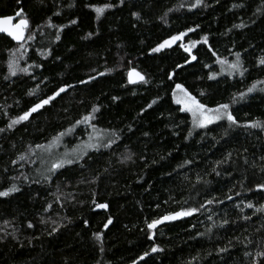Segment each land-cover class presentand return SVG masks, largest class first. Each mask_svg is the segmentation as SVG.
<instances>
[{"label": "trees", "instance_id": "1", "mask_svg": "<svg viewBox=\"0 0 264 264\" xmlns=\"http://www.w3.org/2000/svg\"><path fill=\"white\" fill-rule=\"evenodd\" d=\"M6 16L28 27L22 48L0 37V192L18 189L0 196V264H264V0H0ZM176 84L236 122L193 131ZM89 130L112 143L32 172L38 145Z\"/></svg>", "mask_w": 264, "mask_h": 264}, {"label": "snow or ice", "instance_id": "2", "mask_svg": "<svg viewBox=\"0 0 264 264\" xmlns=\"http://www.w3.org/2000/svg\"><path fill=\"white\" fill-rule=\"evenodd\" d=\"M121 2H123V0H121ZM197 3H200V0H197ZM108 7H111V5H104L103 7H96L95 12L97 13V16L99 17L103 13L104 9L108 8ZM193 7H195V5H193ZM133 15L135 16L138 14L133 13ZM16 16L22 17V11L16 12ZM12 19H13V17H11V16L4 17V18L0 19V32L7 33V35L10 36L12 39L20 41V40L24 39V30L28 27V20L26 18H21L18 23L13 25L11 23ZM72 23H75V21H72ZM192 30L193 29H189V31H192ZM183 35H184V33L180 34V36H183ZM59 38H60L59 35H57L56 39H59ZM179 38H180L179 36H173L171 39H172V41H176ZM28 39H33V37L30 35V36H28ZM205 42H207V38H205ZM168 43H169L168 41H165L164 44L160 45L156 49H153V51H159L161 47L168 45ZM20 47L22 48L23 45L21 44ZM186 51H190V49H186ZM235 55H236L237 59L234 63L229 65V69L240 71V59H239L240 53H236ZM192 59H196V57L193 56ZM17 63H18V61L16 59H12L9 61L8 67H9V71L12 75L16 74ZM221 63H227V61H222ZM260 63L264 64V59H261ZM20 71H27V69H20ZM241 74H243V73L241 72ZM129 75H130V82H134V81H131L132 73H130ZM135 75L140 80H144V77L141 76L139 73H135ZM210 78H212V77H210ZM90 79H94V78H90ZM82 83H83V81H82ZM67 87H71V86L69 85ZM254 88H255V84L248 89V92H252ZM65 90H66L65 87L59 88V90L57 92L53 93L52 96H49L48 98L41 100L39 103H37L33 107H31L28 111H25L23 113V115L12 120L9 123L8 127L11 128V127H13V125L20 123L21 121L27 120L32 113H35L38 110H40L41 108H43L45 105H48L50 103V101H52L56 96H59L61 93L65 92ZM177 91L179 93H181L182 95L179 99L176 100V102L178 104L184 105V108L182 110L191 112V114L193 116V124L195 126L204 127L206 124L212 123L214 120H219L224 116H226L228 121H230L231 123L236 122L234 120L233 116L231 115V113H229L227 111L228 110L227 104L218 105V107L215 109L207 108L206 105L201 103L195 96L191 95L187 91V89L184 88L183 85L176 84L175 89L173 90L174 97L176 96ZM243 95L244 94L241 93V96H243ZM114 99H115V97H114ZM149 107H151V105H149ZM96 111H98V108L94 106L91 113L84 116L82 118V121L78 120V121H76V123L77 124H79L81 122L87 123L89 120L94 119L93 113H95ZM251 126L252 127H260L261 125L259 124V122H254ZM0 131H3V129H0ZM68 131H71V129H69ZM64 134L65 133H61L60 136H63ZM189 135H191V132H189ZM58 140H59V137L54 138L53 143L58 142ZM111 143H112V141H109L108 145H103V146H105V147L110 146ZM37 147H44V146L38 145ZM89 147H95V145H89ZM127 158L130 159V157H127ZM20 159H24V157L21 156ZM223 162H226V161H218L217 163L219 164V163H223ZM65 163L71 164V163H73V161L71 159L62 160L58 163L53 164L52 168L53 169L60 168ZM213 170L215 171V169H213ZM258 187L264 188V184L258 185ZM15 191H18V189L15 187V185H13L7 191L0 192V196H7L10 192H15ZM210 202L211 201H209V203ZM94 203H95V201H94ZM247 206L252 207L251 204H249ZM96 207L101 208V209H106L108 207V205L105 203H97ZM260 210H264V209H258V211H260ZM196 211H197V209L191 208V209L183 210L180 212L172 213V214H169V215L162 217L161 219L153 220L151 223H149L147 225V227L149 229H154V228H156V226L158 224L162 223V221H164V220H173V219H176V218L181 217V216H189ZM111 223H112V218L109 217L108 222L104 225V227L107 228L108 225ZM225 223H227V221H225ZM29 227H32V225L29 224ZM55 231H56V228H53V232H55ZM96 239H98V240L100 239L99 234H96ZM157 250L158 249L155 247L152 249L153 252H155ZM145 255H147V253H145ZM256 255L257 256H264V252H257Z\"/></svg>", "mask_w": 264, "mask_h": 264}, {"label": "rangeland", "instance_id": "3", "mask_svg": "<svg viewBox=\"0 0 264 264\" xmlns=\"http://www.w3.org/2000/svg\"><path fill=\"white\" fill-rule=\"evenodd\" d=\"M180 38L177 39L176 41H181L182 37L179 36ZM176 41H172L170 43H175ZM181 93L177 91L176 96L173 98L174 101L176 102L177 99L181 97ZM176 104H178L176 102ZM178 106L183 109L184 105L183 104H178ZM184 111V110H183ZM229 112V110H227ZM187 112L190 117H191V124H192V130L197 131L204 129L205 127L218 123L220 121H226L228 120L226 116L222 117L219 120H214L212 123L206 124L204 127H199L195 126L193 124V116L191 112ZM85 139L83 141L78 142L77 144L72 143L70 141L73 136L72 133L65 134L63 137H59L58 142L56 143H51L48 145H45L44 147H41L33 156L34 159V167L32 172L39 178H42L45 174L48 175V171L46 170L49 165L52 163H58L62 160H76L78 158H81L84 154H86L88 151L92 150L94 147H89V145H95L96 146H101L106 142V134L104 132H101L99 130H89V132L84 136ZM51 169L52 166H51ZM165 221V220H164ZM163 222V221H162Z\"/></svg>", "mask_w": 264, "mask_h": 264}, {"label": "water", "instance_id": "4", "mask_svg": "<svg viewBox=\"0 0 264 264\" xmlns=\"http://www.w3.org/2000/svg\"><path fill=\"white\" fill-rule=\"evenodd\" d=\"M6 17H9V16H6ZM11 17H13V19H12V21H11V23H12L13 25H15L16 23L19 22V20L17 19L16 16H11ZM2 18H4V17H0V19H2ZM26 29H27V28H26ZM26 29L24 30V39H22V40H20V41H17V40L12 39L10 36L7 35V33H3V32H0V37L8 38L12 43H14V44H16V45H20V44H22V43L24 42V40H25ZM130 73H132V75H131V81H134V82H130V75H129ZM135 73H139L141 76L144 77V75H143L142 73H140V72H139L138 70H136V69H131V70H129L128 73H127V82H128V84L131 85V86H136V85H138V84H141V83L144 81V80H140V79L135 75ZM144 79H145V77H144Z\"/></svg>", "mask_w": 264, "mask_h": 264}]
</instances>
